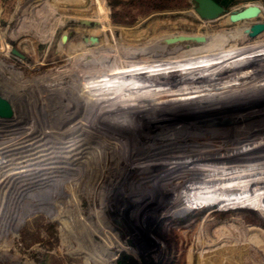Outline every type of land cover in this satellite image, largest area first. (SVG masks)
<instances>
[{"label":"rangeland","instance_id":"obj_1","mask_svg":"<svg viewBox=\"0 0 264 264\" xmlns=\"http://www.w3.org/2000/svg\"><path fill=\"white\" fill-rule=\"evenodd\" d=\"M254 2L256 16L234 21L202 19L190 0H0V93L13 105L0 117V264H264L250 243L264 249L263 137L223 132L264 131V30L245 31L264 21ZM235 27L225 52L196 59L125 51Z\"/></svg>","mask_w":264,"mask_h":264},{"label":"bare ground","instance_id":"obj_2","mask_svg":"<svg viewBox=\"0 0 264 264\" xmlns=\"http://www.w3.org/2000/svg\"><path fill=\"white\" fill-rule=\"evenodd\" d=\"M250 27H251V25L249 26V28H247L245 30L247 32V35L249 37L250 36L251 37L252 36L254 37V35L255 36L256 35H259L257 33H255L254 35H250L249 34ZM236 30H237V27H235V29L233 31H231V32H229V31H216V32L206 33V34L203 35L204 38L202 40H195V39H192L191 38L192 35H202V34H199V33H194V34L191 33V34H188V33H179V32H176L175 33V32H172V33H168V34L161 35L159 37L154 38V40L151 42V44L147 45V47H144L143 49L141 48L139 50L138 46H136V47L133 46L131 48H129V47L125 48V51H126L127 54H129V53L132 54V56H131L132 58H136L139 55H144L142 57H152V58H156V59L157 58H160L164 62H173V61L175 62V60H170V59H176V61L186 60V58H188V59H196V58H200V57H204V56H209V55H214V54H218V53L225 52L229 48V47L228 48H225V45H228L229 44V46H230L232 44L233 35L235 34ZM262 30H264V28ZM178 34H187V35L190 36V38H186V39H182V40H176V41H172V42H166L164 40L166 37L173 36V35H178ZM88 40L89 39H87L86 41H88ZM82 41L83 42H86L84 40H82ZM95 43H99V39ZM220 47H222V48H220ZM166 50H168V52L171 53V56H168V57H165L164 58V57H162V55H164V51H166ZM148 52H150V55L148 56V54H147V56H146L145 53H148ZM182 55H184V56L187 55V56L184 57ZM181 57H183L184 59L181 58ZM89 58H90V56L87 57V59H89ZM261 118H264V117L261 116ZM252 125H254V126L252 127ZM183 128L185 129L186 127H180V129H182V130H183ZM190 129H194V128H190ZM190 129L189 128H186V130L191 131ZM261 129H263V128H261V126H259V124H257V125L256 124H251V125H238V126H234L233 128H230V129H227V130H223V132H225L227 134H233V133H235V134H240V133L241 134L242 133L247 134L248 132H250L254 136H262L263 138L260 139V141H264V131L258 132ZM196 130H200V129H196ZM169 133L170 132H167L166 134H164V136L162 135L163 137L161 136V137H158V138L168 139V138H170V137L167 136ZM183 133L185 134L186 132H183ZM186 139H188V138L182 139L181 141H184ZM172 141H175V140H172ZM255 146L256 145H254V147ZM261 150H262V148H261ZM60 215H61V213H60ZM68 226H69L68 223L67 222H64V224H63L64 231H67ZM63 235H65V233ZM260 241L258 242L257 245H253L252 242H250V243L252 244V246H256L257 249H260L263 252L264 249H262V246H261L262 244L260 243ZM263 241H264V239H263ZM85 247L83 246L82 248H80L79 250H77L76 253H83L82 252V249H85V251H88L89 248H93V247L88 246V245H85ZM71 249H68V250H71ZM257 249H256V251H257ZM108 250H110V248H108L106 251H108ZM104 258H105L104 260H99V259L96 260V263L95 264H98L99 262H106V264H115V262L113 260H111L109 258H106V257H104ZM84 262L90 263L91 261H90V259H87V260L85 259Z\"/></svg>","mask_w":264,"mask_h":264},{"label":"water","instance_id":"obj_3","mask_svg":"<svg viewBox=\"0 0 264 264\" xmlns=\"http://www.w3.org/2000/svg\"><path fill=\"white\" fill-rule=\"evenodd\" d=\"M190 1L193 3V9L202 19H214L222 15L223 13L229 12V18L235 21L237 19L240 20V19L256 16L261 9L260 5L256 2H251L241 8H234L228 11L227 6L219 2L218 0H190ZM79 21H81L82 23H90V19L87 18H80ZM263 28H264V21H256L251 24L249 34L254 35L255 33L261 31ZM186 38H190V36L187 34H178V35L166 37L164 40L166 42H172ZM191 38L195 40H202L204 36L192 35ZM61 39L66 41L67 33H63L61 35ZM82 39L84 41L89 39L92 43H95L98 41V36L84 35ZM12 52L19 55L20 57H24V54L14 47L12 48ZM12 113H13V105L11 101L0 93V117H9ZM228 121H231V119H222L220 121H216L212 123V125L214 126L221 125V124H225Z\"/></svg>","mask_w":264,"mask_h":264},{"label":"trees","instance_id":"obj_4","mask_svg":"<svg viewBox=\"0 0 264 264\" xmlns=\"http://www.w3.org/2000/svg\"><path fill=\"white\" fill-rule=\"evenodd\" d=\"M108 1L112 4L113 8H115L120 3H124L125 5H127V3H128L131 5H136L138 7H141V10L168 8V7L181 6V5L187 4V0H128V1H125V0H108ZM111 18L113 21L121 20V19H119L118 13L115 9L111 12ZM241 90H244V89H241ZM232 92H233V90H232ZM252 92H254V91H252ZM210 98H212V97H210ZM152 109L154 110V108H151V110ZM126 260H128V261L126 262ZM125 262L127 264H131V263L134 264L135 263L134 259L127 254H124V256H122L120 258L119 264H126Z\"/></svg>","mask_w":264,"mask_h":264},{"label":"crops","instance_id":"obj_5","mask_svg":"<svg viewBox=\"0 0 264 264\" xmlns=\"http://www.w3.org/2000/svg\"><path fill=\"white\" fill-rule=\"evenodd\" d=\"M218 1L225 5L228 3H238V4H243L245 6L248 3L254 2L255 0H218Z\"/></svg>","mask_w":264,"mask_h":264}]
</instances>
